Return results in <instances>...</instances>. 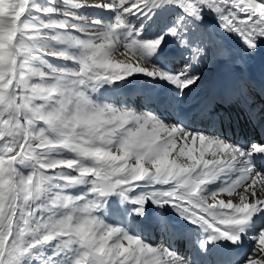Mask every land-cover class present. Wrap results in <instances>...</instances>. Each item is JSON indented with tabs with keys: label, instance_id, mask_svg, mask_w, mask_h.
<instances>
[{
	"label": "snow or ice",
	"instance_id": "6c2138e0",
	"mask_svg": "<svg viewBox=\"0 0 264 264\" xmlns=\"http://www.w3.org/2000/svg\"><path fill=\"white\" fill-rule=\"evenodd\" d=\"M0 264H264V0H0Z\"/></svg>",
	"mask_w": 264,
	"mask_h": 264
}]
</instances>
